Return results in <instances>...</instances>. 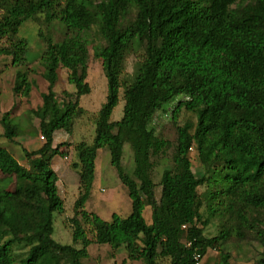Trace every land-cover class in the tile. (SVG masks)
<instances>
[{"label":"trees","instance_id":"16d2710c","mask_svg":"<svg viewBox=\"0 0 264 264\" xmlns=\"http://www.w3.org/2000/svg\"><path fill=\"white\" fill-rule=\"evenodd\" d=\"M0 12V39H7L0 57L11 56L13 66L27 61V40L16 37L24 21L43 14L73 31L61 41L45 37L41 64L48 89L30 112L40 119L46 142L23 149L27 165L0 146L4 178L32 182L15 190L0 184V264H86L93 243L125 246L145 264H157L159 257L196 264V256L211 248L218 249L219 264H232L224 245L234 236L257 240L263 253L255 264H264V0H0ZM94 27L105 41L94 53L102 60L107 96L93 141L74 149L75 166L81 164L79 195L67 217L73 244H64L52 236L54 213L66 211L52 160L67 151L65 142L54 145V133L72 134L85 112L80 98L92 91L87 77ZM130 54L139 56L133 74L126 75ZM60 67L75 87L64 91L61 105L54 90ZM32 87L28 72L17 69L13 92L28 97ZM122 90L123 116L113 120ZM176 97L173 145L151 122ZM182 111L194 113L196 123L178 124ZM1 124L2 136L21 134L9 111ZM125 143L133 150L132 173L122 163ZM172 146L174 168L162 172L157 198L152 158ZM101 148L110 151L132 204L127 217L113 213L112 221L86 209ZM147 206L151 224L144 217ZM216 218L224 223L208 236L205 229ZM17 248L26 249L24 256L18 257Z\"/></svg>","mask_w":264,"mask_h":264},{"label":"rangeland","instance_id":"374dc122","mask_svg":"<svg viewBox=\"0 0 264 264\" xmlns=\"http://www.w3.org/2000/svg\"><path fill=\"white\" fill-rule=\"evenodd\" d=\"M249 1L243 0L245 3ZM47 34L51 35L55 41H61L66 36L72 35L73 31L69 30L59 19H53V21L47 22L42 14L36 20L24 21L16 34V37L27 40V61L22 65L13 66L11 64V56L0 57V146H7L14 156L19 161L24 160L22 163L26 165L28 163L25 160L23 150L18 146L20 144L18 136L10 140L1 135L4 131L1 118L3 113L9 111L13 122L19 127L20 135L30 134L33 136V133H36L42 141V145L46 142V138H40V135H42L40 119L31 114L30 111L35 109V106L42 98L41 94L48 89V82L42 76L43 66L41 64V57L46 48L45 37ZM89 34L92 39L89 46L90 58L87 81L90 83L92 91L82 95L80 98V104L84 107L85 112L76 120L72 134L67 133L63 129L57 130L54 133L53 141L54 145L65 142L66 144L62 146V149L67 151V155L63 156L59 154L52 160V166L59 171L58 174L61 177L59 188L66 207L64 213H54V231L52 236L55 240L64 244H73L72 229L70 223L67 221V217L73 215L74 202L79 195L81 164L78 167L75 166L77 158L74 149L76 144L82 141L88 143L93 141L97 114L107 96V79L103 70L102 60L94 53V46L97 44H105V41L98 35L96 27ZM6 44V38L0 39V47ZM138 56V54H130L127 57L126 75L133 74ZM17 69L27 71L29 78L33 81L31 90L33 92L28 97L16 95L13 92ZM54 90L60 99V105L62 104V99L65 98L64 91H75L74 85L68 81V70L66 68L60 67L58 69V80L54 86ZM122 93L123 90L120 93L118 104L112 113L113 120H119L123 116L124 99ZM178 98L176 97L172 103H168V106L158 110L151 122V127L155 130L156 134L169 140L173 145H175L177 139V125L172 120L171 112ZM34 120L39 123L38 127L33 126ZM185 123L195 124V114L189 111H182L178 124L182 125ZM174 151L175 148L172 146L164 153L153 156L152 158L154 161L152 176L156 183L157 198H160L161 194L160 180L162 172L166 168H174ZM191 158L196 169L199 166V162L194 151L191 154ZM122 163L127 172L132 173L134 169V155L129 143H125L124 145ZM4 177L5 175L0 172V184L7 190L32 186V182L29 180L20 179L15 176ZM63 189H65V193ZM203 190L204 187L201 188V191ZM86 209L96 212L106 221H112L113 213L127 217L132 211L128 189L120 180L116 168L111 163V155L108 148H101L98 151L95 179L91 196L86 203ZM144 217L148 224L152 223L151 208L149 206L145 208ZM222 223H224L223 220L218 218L214 219L205 229V233L208 236L217 235L220 224L222 225ZM90 236H93L91 231ZM74 246L77 248L81 247L80 244H75ZM224 248L231 251L232 264H255L263 253V247L257 240H238L235 236L224 245ZM25 252L26 249L17 248L16 253L18 257H22ZM89 252L90 256L83 260L86 264H145L141 258H133L125 246L114 249L109 244L93 243L89 246ZM219 260L220 255L218 249L211 248L202 258L200 264H219ZM157 264H171V260L166 257H159Z\"/></svg>","mask_w":264,"mask_h":264},{"label":"crops","instance_id":"0c3cea01","mask_svg":"<svg viewBox=\"0 0 264 264\" xmlns=\"http://www.w3.org/2000/svg\"><path fill=\"white\" fill-rule=\"evenodd\" d=\"M31 92H33V91H31ZM41 104H42V98L38 102V104L35 106V108H37ZM33 126L34 127H38L39 123L36 120H34V125ZM18 138L20 140V144H18V146L20 147L21 150H23L24 148H26L27 150H35V149H38V148H40L42 146V141L39 139V136L36 133L35 134L33 133V136L30 135V134H22V135H19ZM40 138H41V135H40ZM20 161L22 162L24 160H20ZM53 168H54V166H53ZM54 169L57 171V173L59 172L56 168H54ZM60 182H61V177L59 175V180L57 182L58 183V188H59V183ZM63 191H64V193L66 192L65 189H63ZM59 193H60V196L63 198L60 188H59Z\"/></svg>","mask_w":264,"mask_h":264},{"label":"built area","instance_id":"2783aa9c","mask_svg":"<svg viewBox=\"0 0 264 264\" xmlns=\"http://www.w3.org/2000/svg\"><path fill=\"white\" fill-rule=\"evenodd\" d=\"M41 138L44 139V136L41 135ZM66 158H67V157H66ZM196 259H197L196 264H200V263H201V260H202V258L200 257V255H197V256H196Z\"/></svg>","mask_w":264,"mask_h":264}]
</instances>
